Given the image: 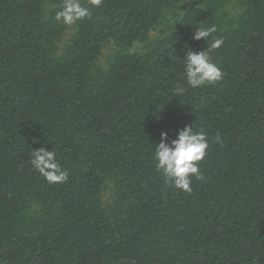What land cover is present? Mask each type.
Instances as JSON below:
<instances>
[{"label":"trees","instance_id":"1","mask_svg":"<svg viewBox=\"0 0 264 264\" xmlns=\"http://www.w3.org/2000/svg\"><path fill=\"white\" fill-rule=\"evenodd\" d=\"M61 3L0 0V264H264V0H103L74 25ZM211 25L222 81L174 96ZM186 126L209 141L191 193L152 159Z\"/></svg>","mask_w":264,"mask_h":264},{"label":"clouds","instance_id":"2","mask_svg":"<svg viewBox=\"0 0 264 264\" xmlns=\"http://www.w3.org/2000/svg\"><path fill=\"white\" fill-rule=\"evenodd\" d=\"M89 6H84L81 0H62L60 10L55 13V20L64 25H74L79 21L90 18L93 8H99L103 0H88ZM217 32L215 25L206 28H196L192 39L207 42L206 50H188L182 59L184 61V77L187 87L177 85L173 89L174 96H183L189 89L204 85H215L222 81L224 72L212 62L210 52L219 49L224 40L214 36ZM187 48V44L184 45ZM162 110H157L160 112ZM157 120L159 116L153 114ZM216 143L221 142L219 134L214 138ZM168 141L166 132L160 133V142L155 145L152 159L155 168L164 177L165 183L170 184L184 193H191L192 178H202L200 162L207 155L209 141L203 128L195 130L193 126L184 127L176 134V138ZM31 164L50 185L66 183L69 171L58 163L57 154L45 147L32 151Z\"/></svg>","mask_w":264,"mask_h":264},{"label":"rangeland","instance_id":"3","mask_svg":"<svg viewBox=\"0 0 264 264\" xmlns=\"http://www.w3.org/2000/svg\"><path fill=\"white\" fill-rule=\"evenodd\" d=\"M110 50H111V46H110V49H106V50L104 51V55L109 54V53H110Z\"/></svg>","mask_w":264,"mask_h":264}]
</instances>
